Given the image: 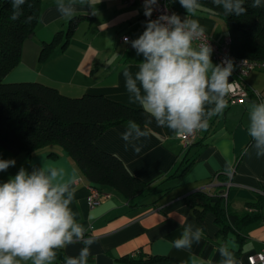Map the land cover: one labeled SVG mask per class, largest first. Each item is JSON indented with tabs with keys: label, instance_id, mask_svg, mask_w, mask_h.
Wrapping results in <instances>:
<instances>
[{
	"label": "crops",
	"instance_id": "obj_1",
	"mask_svg": "<svg viewBox=\"0 0 264 264\" xmlns=\"http://www.w3.org/2000/svg\"><path fill=\"white\" fill-rule=\"evenodd\" d=\"M63 2L75 8L72 18L62 16L57 0H41L36 28L23 42L20 60L5 81L39 82L69 97L102 95L142 109L129 102L123 76L125 69L135 73L143 60L131 46L146 27L142 6L121 0H92L93 14V8L79 0ZM176 2L171 0L181 20L197 19L216 40L229 34L225 22L206 8L199 6L189 14ZM71 23L72 32L62 47ZM58 31L64 32L60 42L48 58L39 61L43 43L51 41ZM123 36L128 37L127 43ZM245 81L264 98V68L252 70ZM253 103L258 104L253 95L243 103H232L228 97L227 107L209 119L208 127L200 130L194 144L186 149L174 132L157 126L155 120L147 123L150 117L146 113L140 124L146 137L137 139L133 133L125 142L122 133L128 122L106 128L95 145L116 155L130 174L145 184L143 191L131 197L105 185L100 190V203L90 207V184L62 146L52 144L27 155L1 138L0 159H15L16 164L0 172V183L13 178L21 168L31 174L46 166L57 172L58 181L72 183L75 199L70 207L86 229L85 239L95 241L87 264H191L192 258L221 264L222 247L234 251L238 264H247V255L264 247V155L257 156L255 141L247 131ZM133 146L140 148L139 153ZM224 181L227 191L221 207L241 215L250 211L248 203L263 199L256 219L237 228H223L213 206L197 205L199 211L194 210L187 200L189 195L197 191L213 195ZM188 225L193 232L201 229V238L194 240L190 249L177 250L173 241ZM84 247V240H79L57 249L53 264L79 256Z\"/></svg>",
	"mask_w": 264,
	"mask_h": 264
},
{
	"label": "clouds",
	"instance_id": "obj_2",
	"mask_svg": "<svg viewBox=\"0 0 264 264\" xmlns=\"http://www.w3.org/2000/svg\"><path fill=\"white\" fill-rule=\"evenodd\" d=\"M26 0H10L17 19L20 6ZM189 14L200 6L199 0H178ZM75 3V0H72ZM96 9L92 0H79ZM226 14L240 16L247 10L245 0H213ZM146 27L143 33L131 41V46L142 55L138 70L123 71L125 89L129 102L138 104L157 126L166 127L179 136H189L208 127L209 119L227 107L228 97L236 89L229 82L234 65L231 60L213 65L212 47L204 42L205 29L197 19H184L176 15L161 14L151 19L159 0H143ZM261 0H253L259 7ZM62 16L72 18L75 8L57 0ZM125 42L128 38L124 37ZM200 41L198 47L194 42ZM211 106V107H209ZM248 135L255 141L257 156L264 155V102L253 103L249 112ZM135 133L137 139L146 137L147 132L136 121L128 122L122 139L127 142ZM127 146V143H126ZM134 147L139 153L140 148ZM15 159H0V172L14 167ZM78 178V177H76ZM73 184L58 181L57 172L51 166L27 173L21 168L18 173L0 183V264H53L57 249L84 240L85 247L77 257H66L64 264H87L90 246L95 242L85 239V227L76 220L70 205L75 199ZM201 229L192 231L185 227L182 235L173 241L177 250L190 249L195 240L199 242ZM224 259L221 264H238L234 251L220 249ZM191 264H205L192 258Z\"/></svg>",
	"mask_w": 264,
	"mask_h": 264
},
{
	"label": "trees",
	"instance_id": "obj_3",
	"mask_svg": "<svg viewBox=\"0 0 264 264\" xmlns=\"http://www.w3.org/2000/svg\"><path fill=\"white\" fill-rule=\"evenodd\" d=\"M199 3L225 22L232 39L231 51L236 57L264 61V0L259 7L252 6L253 0H245L247 11L240 16L226 14L213 0H199ZM40 9L41 0H26L20 6V16L13 20L10 0H0V138L27 155L52 144L60 145L91 186L98 190L105 185L111 186L126 197L139 194L145 184L130 174L116 155L99 149L95 139L114 124L130 120L142 124L143 109L102 95L69 97L39 82L5 81L20 60L23 42L36 28ZM71 32L72 23L65 32L62 47L66 46ZM63 34V31H58L51 41L43 43L39 61L48 58ZM226 175L230 177L231 174ZM224 183L213 195L197 191L187 200L195 211H199L197 205L213 206L216 219L223 228L231 225L237 228L241 223L256 219L263 199L248 203L250 211L241 215L229 212L220 204L226 198V181Z\"/></svg>",
	"mask_w": 264,
	"mask_h": 264
},
{
	"label": "built area",
	"instance_id": "obj_4",
	"mask_svg": "<svg viewBox=\"0 0 264 264\" xmlns=\"http://www.w3.org/2000/svg\"><path fill=\"white\" fill-rule=\"evenodd\" d=\"M127 5L138 3L142 6L143 9V18L145 21L148 19L144 16V4L143 0H121ZM161 14L166 15H177V9L172 5L171 0H159L158 6H155L153 15L151 19H157ZM123 36L122 38L124 39ZM128 38V37H127ZM202 40L208 43L213 51L211 53L212 59L215 61L216 65L223 66L228 60H231L234 65V69L232 72L231 80L229 82L236 83V89L233 93L230 94L229 100L234 102L243 103L246 100V97L252 93L255 97L257 103L264 102V98L256 91H252L249 89L245 77L253 70L257 68H264V61H255L249 60L246 58L236 57L231 51V43L232 39L229 34L224 37L216 40L205 32ZM200 41L194 42V46L198 47ZM199 131H197L193 135L189 136H179L181 145L184 149L192 146L199 135ZM89 194L87 196V203L90 207H94L98 205L101 201V193L96 187L89 185L88 187ZM226 197V193H224ZM247 264H264V247L259 251L251 253L246 257Z\"/></svg>",
	"mask_w": 264,
	"mask_h": 264
},
{
	"label": "rangeland",
	"instance_id": "obj_5",
	"mask_svg": "<svg viewBox=\"0 0 264 264\" xmlns=\"http://www.w3.org/2000/svg\"><path fill=\"white\" fill-rule=\"evenodd\" d=\"M176 3L180 4L179 2H176Z\"/></svg>",
	"mask_w": 264,
	"mask_h": 264
},
{
	"label": "water",
	"instance_id": "obj_6",
	"mask_svg": "<svg viewBox=\"0 0 264 264\" xmlns=\"http://www.w3.org/2000/svg\"><path fill=\"white\" fill-rule=\"evenodd\" d=\"M229 80H231V77L229 78Z\"/></svg>",
	"mask_w": 264,
	"mask_h": 264
}]
</instances>
